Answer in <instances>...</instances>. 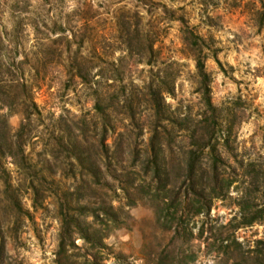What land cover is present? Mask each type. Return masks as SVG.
<instances>
[{
    "label": "trees",
    "instance_id": "trees-1",
    "mask_svg": "<svg viewBox=\"0 0 264 264\" xmlns=\"http://www.w3.org/2000/svg\"><path fill=\"white\" fill-rule=\"evenodd\" d=\"M208 1L214 8L219 2L200 3ZM224 2L229 10L254 16L257 27L263 23L264 0ZM167 11L174 10L162 5ZM114 17L116 45L110 55L101 46L93 57L66 59L63 83L80 84L93 110L90 118L81 115L75 127L58 117L42 131L46 137L40 136L33 84L20 78L22 71L19 78H10L8 62L3 66L8 83H0V182L6 203L0 212L8 210L10 219L0 231V264H23L7 243L15 248L21 227L26 221L34 225L39 211L40 219L47 213L57 225L51 264H106L111 249L103 240L139 201L152 208L162 230L171 232L178 252L184 251L171 264L193 261L202 244L200 251L220 264H264V237L239 239L235 234L264 225V159L239 149L241 112L211 101V77L204 65L207 57L217 62L211 37L198 33L183 13L172 17L179 24L178 51L192 61L190 81L198 94L196 105L183 103L174 90L180 64L161 60L162 29L156 21L134 6L120 8ZM138 65L143 74L134 76ZM14 114L19 121L13 128L8 118ZM86 134L94 138L90 143ZM39 138L38 152L46 156L42 165L26 151ZM56 149L65 152L58 163L67 167L46 169ZM23 193L30 210L22 206ZM217 201L231 208L227 218L211 213ZM192 239L196 251L185 249ZM152 264L170 262L159 256Z\"/></svg>",
    "mask_w": 264,
    "mask_h": 264
},
{
    "label": "rangeland",
    "instance_id": "rangeland-1",
    "mask_svg": "<svg viewBox=\"0 0 264 264\" xmlns=\"http://www.w3.org/2000/svg\"><path fill=\"white\" fill-rule=\"evenodd\" d=\"M200 2L201 0H0V83H8L3 69L8 62L12 71L10 78H19L22 71L20 78L33 84V99L41 113L34 124L43 138L46 136L42 131L55 125L58 117L75 127L81 115L85 119L90 118L93 110L89 96L80 84L69 81L65 83L68 85L66 86L63 83L66 78V59L74 55L93 57L100 53L101 46L102 51L110 55L111 49L116 45L114 16L120 8L131 9L134 6L145 18L156 21L162 29V37L159 38L161 60H175L180 64V72L175 80L176 98H180L183 103L196 105L198 94L193 91L194 85L190 81L192 61L178 51L181 46L179 24L172 18L183 13L188 24L194 26L198 33L211 37L209 44L215 49L217 62L211 57H207L204 62L211 77L209 86L212 103L217 106L223 104L241 112L242 121L237 127L239 149L258 159H264V21L257 27L254 16L252 18L249 13L238 9L229 10L224 0H219L215 8L209 1L205 5ZM162 5L174 11L162 12ZM141 67L142 65L136 67L134 76L143 74L138 72ZM36 73L44 75L34 80L31 77ZM135 81L139 82V78L135 77ZM237 96L240 100L235 99ZM166 100L171 101L169 98ZM18 121L19 116L16 114L8 118V123L13 128ZM90 135L86 134L88 143L94 139ZM106 142L110 143V139ZM41 146L39 138V141L32 146L28 145L26 149L30 160L37 165H42L46 157L38 152ZM52 152L56 158L51 162L46 161V169L48 165L52 169L66 168V162L58 163L61 159L65 160V152L58 149ZM6 167L12 171L11 165L6 164ZM64 182L69 183L70 180ZM19 190L22 192L21 188ZM22 195V206L30 210L28 194ZM2 203H6V200L0 182V205ZM228 207H223L217 201L211 213L217 212L227 218L231 209ZM42 215L43 219H40V211L34 213V225L28 221L24 223L19 239L14 242L15 248L7 243L9 252H16L15 256L23 264H51L57 225L47 213ZM9 216L8 210L0 212L2 233L6 230ZM235 234L239 239L261 238L264 237V225L254 224L240 228ZM170 235V231L161 229L160 220L150 206L136 202L125 210L119 228L103 240L111 249L104 262L152 264L161 256L165 257L166 262L174 263V258L177 260L184 251L178 252L176 242L169 239ZM196 245L197 240L192 239L185 249L196 251ZM202 245L196 252V258L183 264H220L200 251Z\"/></svg>",
    "mask_w": 264,
    "mask_h": 264
}]
</instances>
